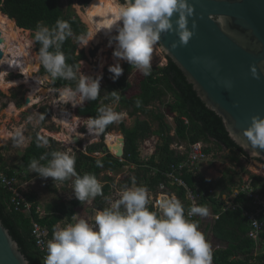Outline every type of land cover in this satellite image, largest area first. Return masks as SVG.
I'll return each instance as SVG.
<instances>
[{"label":"clouds","instance_id":"1","mask_svg":"<svg viewBox=\"0 0 264 264\" xmlns=\"http://www.w3.org/2000/svg\"><path fill=\"white\" fill-rule=\"evenodd\" d=\"M193 14L194 8L188 0H123L117 11L120 23L114 37L113 56L117 59L108 68L113 74L111 78L116 80L123 74L120 60L127 61L144 76H150L153 53L161 35L175 31L179 44L187 45L194 34L188 27V18ZM174 16L177 17L175 28ZM195 28L193 21L192 29ZM71 35L70 25L64 20L58 19L52 27L38 22L33 40L40 45L39 62L53 80L76 82L74 88L65 86L56 90L62 101L69 103L77 98L81 103L95 101L100 95L102 77L84 75L82 61L79 64L66 62L68 58L62 45ZM176 47L173 43L172 48ZM251 74L259 79L255 66L251 67ZM110 95L112 105L101 102L97 115L89 118L90 135L98 136L108 125L123 119L124 113L115 109L121 99L120 93L114 90ZM135 105L141 107L142 101L137 99ZM243 134L254 149H264V118L252 116ZM41 160L46 163H40ZM96 163L97 167L103 166L100 161ZM75 165L76 156L69 148L51 151L39 160L34 158L28 166L31 172L54 181L74 177L73 191L80 202L102 195L103 185L96 175H80ZM118 195L108 207L96 211L94 222L81 218L75 223L54 227L52 238L47 241L44 264H212L211 244L199 230V222L189 219L207 217V206L194 203L186 216L182 202L173 196L160 205L159 213L151 211L149 190L146 186H138L134 177L132 186L125 185Z\"/></svg>","mask_w":264,"mask_h":264},{"label":"trees","instance_id":"2","mask_svg":"<svg viewBox=\"0 0 264 264\" xmlns=\"http://www.w3.org/2000/svg\"><path fill=\"white\" fill-rule=\"evenodd\" d=\"M92 1L68 0V7L65 10L62 0H0V11L15 21L18 28L31 31L33 34L38 22H43L44 25L49 27L54 26L58 19L68 22L72 35L63 43L62 51L68 58L66 61L68 64H79V61L85 57V52L77 54L78 48L83 38L88 36L89 30L75 14L72 5L77 3L83 8H87ZM119 1L123 2V0ZM35 45L36 52L34 51L32 60L33 66L36 56L35 74H33L31 68V75H36L40 69L38 58L40 45L36 42ZM167 59L168 63L166 66L152 67L150 76H142L138 84L137 94L127 95V91L131 87L129 80L134 72V67L127 63L124 67V73L118 79L109 80L113 74H109L105 78L106 86L105 88L100 86V95L97 100L85 101L76 107L75 116L89 120L90 117L97 115V108L101 102L105 105L112 104L113 98L110 93L115 90L121 95L116 110L121 113H127L130 117L136 119L132 128H127L124 123L119 125V130L126 139L125 158L128 161L127 163L136 167L135 170H131L130 174L125 176L122 181L123 187L125 185L132 186L133 177L138 186L144 181L150 191H155L160 183L165 182L164 176L159 174L156 177H152L150 173L156 167L165 171L171 164L179 163L185 159L183 156H175V153L170 150V146L175 140L187 143L203 142L207 145L216 144L220 150L228 153L227 160L232 165L238 163L241 157L251 160L230 139L221 118L205 106L179 68L169 58ZM39 75L41 77L49 76L42 65ZM75 83V81L52 79V88L55 91L65 86L74 88ZM137 99L142 101V106L139 108L135 105ZM157 105H160L163 111H153V107ZM44 114L45 120L46 117L51 115V112L46 109ZM140 117H145L146 120H141ZM167 118H171L175 122L174 138L171 137L173 129L167 123ZM184 118L188 120V124H186ZM153 123H158V130H153ZM113 127L114 123L108 125L103 131V135L112 131ZM152 137H158L161 144L156 147L155 153L149 162L144 163L141 159L139 147L142 142ZM56 146L57 143L53 139L41 138L38 131H36L22 158L24 168L30 169L28 165L32 159L39 160L42 155L58 150ZM212 151L210 148L206 149L208 154H211ZM96 153H107L103 143L89 146L86 152H79L75 155V168L78 174H95L97 179L103 183L110 181L108 177L102 180L101 174L103 172H121L126 165L125 163H120L119 160L109 153L103 158L94 157L93 155ZM97 161H100L103 166L97 167ZM40 163L44 164L46 160H41ZM2 170L8 177L16 176L14 172L6 170L4 164L2 165ZM236 174L237 172L234 169L227 168L222 178L215 184V187H212L222 189L221 196H230L238 186V181L235 179ZM185 179L193 186V178L191 176H187ZM255 182L263 184L264 192V178L255 176ZM202 185H206V180L203 178ZM109 191V185H103L102 195L90 198L84 202L74 200L71 202L72 208H69L65 203L50 204L46 208L48 216L39 218L35 209L32 216L40 225L49 229V237L51 239L54 227L58 226L64 219L67 220V223H71L74 215L87 210L86 208H83V210L82 208L77 209L83 207L86 202H91L92 209L103 210L106 207L105 198ZM10 201L11 193L0 188V219L20 246L29 263L43 264L32 235L31 218L24 211L16 212L14 209H9ZM30 201L35 202L34 195L30 197ZM236 202L240 204L247 203L242 196L238 197ZM204 205L208 208L212 207L214 212L220 215L219 220L216 221L211 229L213 236L227 245L225 249H217L212 253V264H264V252L257 258L252 256L255 244L248 237L250 225L242 209L222 212L223 203L217 201H212L211 204L204 203ZM240 256L245 257L243 261L238 259Z\"/></svg>","mask_w":264,"mask_h":264},{"label":"water","instance_id":"3","mask_svg":"<svg viewBox=\"0 0 264 264\" xmlns=\"http://www.w3.org/2000/svg\"><path fill=\"white\" fill-rule=\"evenodd\" d=\"M188 2L194 8L193 16L188 18V27L194 33L188 44H179V36L172 31L161 35L158 46L205 106L221 118L230 139L257 161L255 169L264 173V149H254L243 134L252 116L264 118V0ZM3 41L0 34V45ZM173 43L176 48H172ZM2 58L0 51V62ZM252 66L257 68L259 79L252 76ZM29 103L26 98L25 104ZM119 137L120 154L114 153L106 141L104 145L109 154L123 157L126 139L123 134ZM0 264H30L1 219Z\"/></svg>","mask_w":264,"mask_h":264},{"label":"built area","instance_id":"4","mask_svg":"<svg viewBox=\"0 0 264 264\" xmlns=\"http://www.w3.org/2000/svg\"><path fill=\"white\" fill-rule=\"evenodd\" d=\"M120 3L121 2L118 0V4ZM96 31H98L97 33L99 34V36L105 35L98 29ZM117 34L118 32H114L109 36L104 37L101 40L100 44H97L95 40H90V31L88 36L83 38L78 48L77 54L79 52H85V57L80 60L83 62L81 72L84 75L92 76L93 78L100 76L102 77L100 81H102L109 74H112L108 71V68L109 66L114 65L116 63L117 58H114L113 56V52L116 47L105 49L103 45L104 43H108L110 47L111 45H116L114 37ZM158 47L159 46L157 45L153 54H155ZM164 58L165 64L163 63L160 65L162 67L166 66L168 63L167 57L165 56ZM119 62L121 67L123 68L124 73L125 64L128 62L125 63L124 60H120ZM111 79L112 78H109V80ZM43 86H45L44 81ZM78 104H81V102L77 98L73 101V107H76ZM34 105L36 104L29 103L26 110L32 108ZM115 106H117V104ZM184 121L186 122V124H188V120L186 118H184ZM109 134L110 133L105 134V136L103 137L105 138L104 141L107 140ZM100 136H102V133L99 134V138ZM12 137L13 136H11V138ZM171 137H175V131L171 132ZM155 138L160 140L158 137ZM150 140L151 139L145 142H148ZM145 142H142L141 144ZM159 145L160 143L156 144L154 149L146 153H144L141 147H139L141 159L144 163L149 162V160L155 153L156 147ZM86 147L87 146H84V149L80 152H86ZM206 149L207 146L203 142L187 143L175 140L171 144L170 150L175 153V156H183L185 157V159L179 163L171 164L165 171L158 169L157 167L152 170L150 176L156 177L160 174L165 177V182L160 183L156 187L155 191L149 190L148 208L151 211L159 213L160 205L170 197L175 196L182 202L186 216L190 206H192L194 203L196 205H204V203L211 204L212 201H217L223 203L221 209L222 212L242 209L243 214L247 218L250 225L248 237L255 244V250L252 256L254 258H257L260 254L264 252V192L263 184L256 183L255 176L264 178V173L260 172L261 170H251V172L249 173H243L241 169L237 170V173L240 174V179L237 188L233 191L230 196H221V193L213 189L208 184V177L202 174V167H207L211 163V155L206 153ZM107 154L108 152L106 154L96 153L93 156L103 158ZM112 156L115 159L119 160L120 163H125L126 165L123 167L121 172L107 171L101 174L102 177H108L110 179V181L102 183V185H109L110 187L109 194L105 198L106 207L110 205V202L115 201L119 198L118 193L123 188L122 181L124 180V173L130 174L131 170H135L136 168L134 165L127 163L128 161L125 158V154L123 157H116L114 155ZM187 176H191L193 178V186H191L185 179ZM202 178L206 180L205 186L202 185ZM34 185V183L26 182L25 186H23V184L19 182V177L17 174L14 177H8L0 166V188H3L9 193H11L9 209H14L16 212L24 211L26 215L31 218L33 226L32 235L34 237L36 247L40 253L42 263L44 264V259L47 255L46 245L47 241L50 240V233L47 227H43L42 225H40L39 222L34 220L32 213L35 209L36 214L39 218H45L46 216H48V213L46 212V209L42 210L39 206H37L36 202L30 201V197L32 196L30 192V187ZM140 185L146 186V183L142 181ZM240 196H242L247 201L246 204H240L236 202V200ZM88 209L93 211V213L90 214V223H92L94 222V217L97 209H92V207ZM208 209L209 215L207 217L192 216L189 217V219L194 221L197 220L200 223H206L212 228L215 225L216 221L219 220L220 215L216 214L212 207H209ZM78 216H80V214L74 215L72 217L71 223H75L76 220H78ZM62 225L63 222L58 224V226L60 227H62ZM244 258L245 257L240 256L238 259L243 261Z\"/></svg>","mask_w":264,"mask_h":264},{"label":"rangeland","instance_id":"5","mask_svg":"<svg viewBox=\"0 0 264 264\" xmlns=\"http://www.w3.org/2000/svg\"><path fill=\"white\" fill-rule=\"evenodd\" d=\"M62 4H63V8L66 10L68 7V0H62ZM72 8L75 14L86 25V27L90 29V26L88 25V22H86L85 19L86 8H83L77 3L73 4ZM24 32L25 34L29 33L30 39L33 40L32 32H26V31ZM103 46L105 47V49L116 47L115 44L111 45L110 47L108 43H104ZM160 50L161 49H159L158 47L155 54H153L152 67H162L160 65L163 63L165 64V58H164L165 56H163L164 53L162 52L163 53L162 54ZM124 62L126 63L127 61ZM39 72H37L36 75L40 76ZM142 76L143 74L134 68V72L129 80V82L131 83V87L127 91L128 96H132L138 93V84L142 79ZM16 77H20V75L9 74L7 78L14 79ZM41 78H43L45 89L49 90L50 92L45 95L42 94V98L40 99V101L28 110L24 109L25 100L27 98L29 91L26 85L17 86L10 89H4L0 87V166L2 167V165L4 164L6 170L12 171L15 174H17L19 177V182L23 184V186H25L26 182H31L35 184L34 186L30 187V192L32 195L35 196V202L37 206H39L42 210L46 209L47 206L50 204H60V203H65L69 208L70 207L72 208L71 202L77 200L75 198L73 191L74 177L69 178L68 180L65 181H54L51 177L42 178L37 173L31 172L30 169L24 168L22 163V158L24 156L26 149L29 147L32 141V136L36 131H38V134L41 138L53 139L57 143L56 148L59 151H66L70 148L74 155H76L81 150H83L84 146H87L86 147L87 149L89 146L95 144H100V143L104 144L105 138H103V136H100L99 139L92 140L91 137L90 141H88L87 143L83 142L80 135L88 134V130H87L88 120L86 119L81 120L80 118L75 116V111L77 106L73 107V101L69 103H65L64 101L61 100L58 92L52 88L51 77L43 76ZM100 86L105 88L106 86L105 79L100 81ZM12 104L16 105L17 111L13 113L10 112L12 114H9L8 113L9 111L7 110L10 108ZM46 109L50 110L51 115L49 117H46V119L44 120V116H45L44 113ZM115 109H117V106H115ZM152 110L155 112H160L163 111V108L160 105H157L153 107ZM63 113H65L66 115L68 114L67 116H71V114L74 115V118H70V121L72 125L78 122L79 134H74V133L67 134V129H62L59 126L58 120L60 119V116ZM41 116H43V119L40 118ZM140 119L146 120L145 117H140ZM135 120H136L135 118H132L127 113H124L123 119L114 123V127L110 134L113 135L123 134L119 130V125L121 123H124L127 128H132L135 124ZM167 123L172 127L174 131L176 127L174 120H172L171 118H167ZM152 127L153 130L155 131L158 130V123H153ZM4 129L6 132L7 131L9 132L10 134L9 138L8 137L5 138V135L3 134ZM46 131L50 133L65 132V134L71 137L72 145L69 146L66 145L59 138L47 134ZM11 135L13 136L12 138ZM75 139L80 140L82 143H76ZM158 143L161 144L160 140H158L155 137H152L150 141L141 144L140 147L143 150V152L146 153L154 149L155 145ZM206 146L207 148L213 150L212 153L210 154L211 163L207 168L206 167L204 168V173H206L207 170L208 172H210L207 174H209V178L211 179V181L208 183L211 187L212 186L215 187V184L222 178V175L227 168H232L234 170H239L241 168L243 173H249L251 172V170L252 171L256 170L255 163L257 161L255 160H247L246 158L241 157L238 163L232 165L227 160L228 153L226 151L220 150L219 147L213 143L209 145L206 144ZM212 167L213 170L210 171L209 169ZM260 172L263 171L261 170ZM127 175L128 173L127 174L124 173V178ZM103 179L104 177H102V180ZM235 179L239 182L240 179L239 173L236 174ZM214 187L212 188L215 189ZM215 190L221 192L222 189H215ZM80 208H82V210L83 208L86 209L91 208V202L88 201L85 204H83V207H79L77 209ZM79 214L80 216H78V220L83 218L90 223L91 220L90 215H87V213L85 212H81ZM66 223L67 220L64 219L62 227L65 226ZM199 230L204 233L206 239L211 244L212 253L217 249H225L227 247L225 243L218 241L213 236L211 227L208 226L206 223L199 222Z\"/></svg>","mask_w":264,"mask_h":264},{"label":"bare ground","instance_id":"6","mask_svg":"<svg viewBox=\"0 0 264 264\" xmlns=\"http://www.w3.org/2000/svg\"><path fill=\"white\" fill-rule=\"evenodd\" d=\"M118 7V0H93L91 2L85 11V19L90 26V40H95L97 44H100L104 37L117 32V25L120 23L117 17ZM110 26L112 27L111 29H109ZM97 29L105 35L99 36L97 33L98 31H96ZM0 34L4 40L0 45V51L3 52V58L0 62V87L4 89H10L21 85H26L27 89L29 90L27 98L30 99V104L38 103L42 98V94H48L50 91L45 89L43 86V78L36 75H31L30 73L32 68L33 74H35L36 56L32 66V60L35 51L34 41L30 39L29 33H26V35L23 29L16 27L15 21L1 13V11ZM9 74H18L20 77L8 79L7 77ZM28 105L29 104H25L24 109H26ZM7 111H9V114L16 112V105L12 104ZM67 115L63 113L60 116V119L58 120L59 126L62 129H67V134H79L78 122L72 125L70 118L74 117L73 115ZM46 133L59 138L68 146L72 145L71 137L65 134V132L50 133L46 131ZM3 134L5 135V138L10 137L9 132H6L5 129ZM80 137L83 142L87 143L90 141L91 137L92 140H97L99 135L93 136L88 133L87 135H80ZM119 139V135L110 134L106 140L111 150L114 153L116 152V154H120L122 152V142Z\"/></svg>","mask_w":264,"mask_h":264},{"label":"crops","instance_id":"7","mask_svg":"<svg viewBox=\"0 0 264 264\" xmlns=\"http://www.w3.org/2000/svg\"><path fill=\"white\" fill-rule=\"evenodd\" d=\"M208 166H209V165H208ZM208 166H207V167H208ZM207 167H206V168H207ZM204 168H205V167H202V174L205 175L206 177H208V180H209V182H210L211 179L209 178V174H207V173H210V172H208V170H207V172L204 173ZM240 169H241V168H240ZM209 170L212 171V170H213V167L210 168ZM235 171L237 172V170H235ZM209 182H208V183H209ZM217 191H218V190H217ZM218 192H219V191H218ZM219 193H221V192H219ZM84 212L87 213V215H90V214L93 213V211H92V210H89V209L86 210V211H84ZM66 224H67V223H66Z\"/></svg>","mask_w":264,"mask_h":264},{"label":"flooded vegetation","instance_id":"8","mask_svg":"<svg viewBox=\"0 0 264 264\" xmlns=\"http://www.w3.org/2000/svg\"><path fill=\"white\" fill-rule=\"evenodd\" d=\"M112 131H110V132H108V133H111ZM107 134V133H106ZM102 136L104 137L105 135H103V133H102Z\"/></svg>","mask_w":264,"mask_h":264}]
</instances>
